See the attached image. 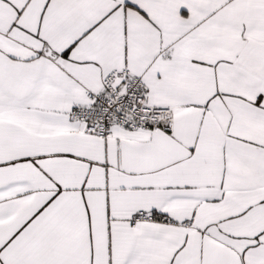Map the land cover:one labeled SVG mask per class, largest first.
I'll list each match as a JSON object with an SVG mask.
<instances>
[{
    "label": "snow or ice",
    "instance_id": "6c2138e0",
    "mask_svg": "<svg viewBox=\"0 0 264 264\" xmlns=\"http://www.w3.org/2000/svg\"><path fill=\"white\" fill-rule=\"evenodd\" d=\"M0 264H264V0H0Z\"/></svg>",
    "mask_w": 264,
    "mask_h": 264
}]
</instances>
